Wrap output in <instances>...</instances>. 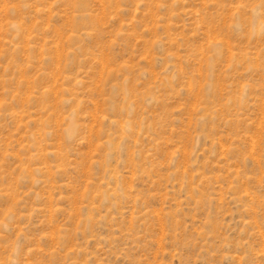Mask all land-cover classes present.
Masks as SVG:
<instances>
[{
  "label": "rangeland",
  "instance_id": "obj_1",
  "mask_svg": "<svg viewBox=\"0 0 264 264\" xmlns=\"http://www.w3.org/2000/svg\"><path fill=\"white\" fill-rule=\"evenodd\" d=\"M0 264H264V0H0Z\"/></svg>",
  "mask_w": 264,
  "mask_h": 264
}]
</instances>
